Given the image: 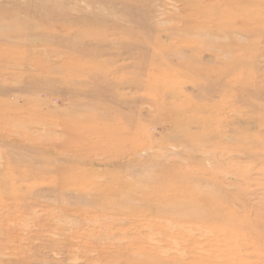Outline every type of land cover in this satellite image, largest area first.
<instances>
[{"label":"rangeland","instance_id":"374dc122","mask_svg":"<svg viewBox=\"0 0 264 264\" xmlns=\"http://www.w3.org/2000/svg\"><path fill=\"white\" fill-rule=\"evenodd\" d=\"M0 264H264V0H0Z\"/></svg>","mask_w":264,"mask_h":264}]
</instances>
